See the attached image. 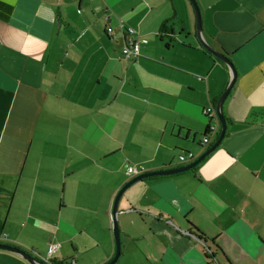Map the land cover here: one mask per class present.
Returning <instances> with one entry per match:
<instances>
[{
    "label": "crops",
    "instance_id": "0c3cea01",
    "mask_svg": "<svg viewBox=\"0 0 264 264\" xmlns=\"http://www.w3.org/2000/svg\"><path fill=\"white\" fill-rule=\"evenodd\" d=\"M196 1L205 39L237 70L226 134L196 170L125 189L122 255L139 254L121 264H264V0ZM129 27L135 59L122 52ZM231 76L190 0H0V243L108 262L118 191L214 143L221 124L203 143V109ZM0 264L32 263L0 248Z\"/></svg>",
    "mask_w": 264,
    "mask_h": 264
},
{
    "label": "water",
    "instance_id": "95a60500",
    "mask_svg": "<svg viewBox=\"0 0 264 264\" xmlns=\"http://www.w3.org/2000/svg\"><path fill=\"white\" fill-rule=\"evenodd\" d=\"M190 1L193 4V7L195 9L196 31H197V36H198L199 40L201 41L202 45L208 51H210L212 54H214L215 56L224 60L228 64L230 69L232 70V76H231L230 82H229L228 86L226 87V89L221 94V96L219 97L217 104H216L217 113H218V116H219V119L221 122V131H220L218 137L216 138V140L214 141V143L204 153H202L195 161H193L187 165H183V166L141 173V174L133 177L128 183H126L118 191L116 198H115V201H114V205H113V233H114V238H115V243H116V251H115L114 256L105 264H115V262L117 261V259L121 255L120 231H119V223H118V202L120 200L122 193L125 191V189L129 185H131L132 183H134L138 180H141L145 177H152V176H156V175H169L172 173L185 171L189 168H192L193 166L197 165L203 158H205L206 155H208L210 152H212L221 143V141L223 140V138L226 134L227 124H226V120H225V117L223 114V103H224L229 91L232 89V87L235 83V80L237 77V70L234 66L233 61L231 60V58L229 57V55L227 53L217 49L216 47H214L211 43H209L205 39L204 34H203V24H202V17H201V11H200L199 5H198L196 0H190ZM0 248L9 249V250H12L14 252L19 253L22 256H24L25 258H27L32 264H48V263H45V262L37 259L32 254H30L29 252H27L24 249H21L17 246H14L11 244H6V243H0Z\"/></svg>",
    "mask_w": 264,
    "mask_h": 264
},
{
    "label": "built area",
    "instance_id": "2783aa9c",
    "mask_svg": "<svg viewBox=\"0 0 264 264\" xmlns=\"http://www.w3.org/2000/svg\"><path fill=\"white\" fill-rule=\"evenodd\" d=\"M113 30L112 26H109L107 28L108 32H111ZM128 32H129V38L124 46V48L122 49V52L124 54L125 57L127 58H137L140 54V44L139 42L134 39V37L131 35L133 32H135V29L132 27L128 28ZM203 113L205 114V116L208 118L209 122H208V129L206 134L203 136L202 138V142L203 143H208L210 141V137L211 136H215L219 133L220 130V119L217 113V109L215 105H211V106H207L203 109ZM191 156H193L192 154H190ZM182 159H184V156H181ZM141 171L139 169H137L135 166H129L128 167V173L129 174H139ZM56 251V247H52L50 249V254ZM50 260V257L47 258V261Z\"/></svg>",
    "mask_w": 264,
    "mask_h": 264
},
{
    "label": "rangeland",
    "instance_id": "374dc122",
    "mask_svg": "<svg viewBox=\"0 0 264 264\" xmlns=\"http://www.w3.org/2000/svg\"><path fill=\"white\" fill-rule=\"evenodd\" d=\"M200 243V242H199ZM200 246H201V250H202V252H205V253H207V255H208V257H210L211 258V252H213L214 251V249H208L209 247H210V242H206V244H204L203 242H201L200 243ZM138 254H139V252L137 251V250H133L132 251V255H122V249H121V256L119 257V259H118V261L116 262V264H121V263H124L125 261H128L129 259H133V260H135V257H137L138 256ZM205 257V256H204Z\"/></svg>",
    "mask_w": 264,
    "mask_h": 264
},
{
    "label": "trees",
    "instance_id": "16d2710c",
    "mask_svg": "<svg viewBox=\"0 0 264 264\" xmlns=\"http://www.w3.org/2000/svg\"><path fill=\"white\" fill-rule=\"evenodd\" d=\"M166 32L168 33V31L166 30ZM225 53H227V52H225ZM226 118V117H225ZM226 120H227V118H226ZM221 124V123H220ZM209 127V126H208ZM208 129V128H207ZM219 135V134H218ZM218 135H217V137H218ZM206 157H207V155H206ZM205 157V158H206ZM205 158H203L201 161H203ZM200 161V162H201ZM199 162V163H200ZM198 163V164H199ZM198 164L197 165H195V166H193L190 170H196L197 169V166H198ZM50 263L51 264H71L69 261H67V260H62V261H59V260H56V259H50Z\"/></svg>",
    "mask_w": 264,
    "mask_h": 264
}]
</instances>
